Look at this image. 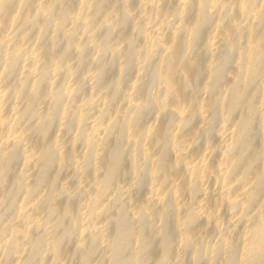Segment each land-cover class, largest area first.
Listing matches in <instances>:
<instances>
[{
  "label": "bare ground",
  "instance_id": "obj_1",
  "mask_svg": "<svg viewBox=\"0 0 264 264\" xmlns=\"http://www.w3.org/2000/svg\"><path fill=\"white\" fill-rule=\"evenodd\" d=\"M0 264H264V0H0Z\"/></svg>",
  "mask_w": 264,
  "mask_h": 264
},
{
  "label": "rangeland",
  "instance_id": "obj_2",
  "mask_svg": "<svg viewBox=\"0 0 264 264\" xmlns=\"http://www.w3.org/2000/svg\"><path fill=\"white\" fill-rule=\"evenodd\" d=\"M135 67H136V66H135ZM133 70H134L135 72H134ZM137 70H138L137 67H136L135 69H134V68L132 69V71L130 72V74H129V76H128V80H127V81H129V80L131 81V79H134V77L137 75L136 73H138ZM113 75H114V74H113ZM113 75H112V76H113ZM127 83H128V82H127ZM129 83H130V82H129ZM54 131H55V134H57V133H56V132H57L56 129H55V130L53 129L52 134L54 135Z\"/></svg>",
  "mask_w": 264,
  "mask_h": 264
}]
</instances>
